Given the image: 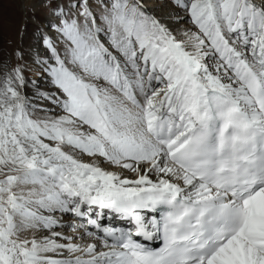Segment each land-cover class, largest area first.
I'll list each match as a JSON object with an SVG mask.
<instances>
[{
  "label": "snow or ice",
  "instance_id": "snow-or-ice-1",
  "mask_svg": "<svg viewBox=\"0 0 264 264\" xmlns=\"http://www.w3.org/2000/svg\"><path fill=\"white\" fill-rule=\"evenodd\" d=\"M8 2L0 264H264V0Z\"/></svg>",
  "mask_w": 264,
  "mask_h": 264
},
{
  "label": "bare ground",
  "instance_id": "bare-ground-1",
  "mask_svg": "<svg viewBox=\"0 0 264 264\" xmlns=\"http://www.w3.org/2000/svg\"><path fill=\"white\" fill-rule=\"evenodd\" d=\"M18 19H19V17L15 13V11L13 10V7L9 3L3 2L2 8H0V26H4L6 20L18 22ZM10 35H11V33H9V32H5L3 34H0V45H2L4 40ZM41 83H43V82H41Z\"/></svg>",
  "mask_w": 264,
  "mask_h": 264
},
{
  "label": "rangeland",
  "instance_id": "rangeland-1",
  "mask_svg": "<svg viewBox=\"0 0 264 264\" xmlns=\"http://www.w3.org/2000/svg\"><path fill=\"white\" fill-rule=\"evenodd\" d=\"M3 2H7V3H9L8 2V0H3ZM13 10L15 11V13L18 15V17H19V12H17L14 8H13ZM39 14V13H38Z\"/></svg>",
  "mask_w": 264,
  "mask_h": 264
}]
</instances>
